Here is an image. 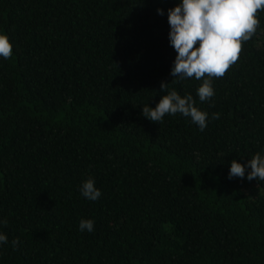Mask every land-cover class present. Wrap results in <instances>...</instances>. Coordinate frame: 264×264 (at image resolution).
I'll use <instances>...</instances> for the list:
<instances>
[{
  "label": "trees",
  "instance_id": "16d2710c",
  "mask_svg": "<svg viewBox=\"0 0 264 264\" xmlns=\"http://www.w3.org/2000/svg\"><path fill=\"white\" fill-rule=\"evenodd\" d=\"M181 2L0 0V264H264V181L247 179L264 156V9L201 102L203 79L171 82ZM162 82L208 114L204 131L142 115Z\"/></svg>",
  "mask_w": 264,
  "mask_h": 264
},
{
  "label": "clouds",
  "instance_id": "9594fccd",
  "mask_svg": "<svg viewBox=\"0 0 264 264\" xmlns=\"http://www.w3.org/2000/svg\"><path fill=\"white\" fill-rule=\"evenodd\" d=\"M262 9L264 0H182L180 4L169 9V40L177 52L171 70L174 77L171 82L192 77L203 79L197 90L199 100L204 102L213 97L212 78L223 77L237 62L243 43L251 39L260 24L257 13ZM157 12L163 15L162 9H157ZM11 55L12 44L9 38L0 34V57L8 59ZM168 85L161 83V90L167 94L155 108L144 105L142 115L152 122L159 123L166 114L180 113L184 117H190L192 122L204 131L208 114L195 106L191 95L181 97L177 91H169ZM212 118L218 119L219 113H214ZM248 166L251 168L247 176L249 181H264V156L256 153L248 161ZM244 175L245 166L233 159L229 178H243ZM80 192L90 201L99 199L102 194L91 178L82 183ZM3 223L6 224L7 221ZM79 228L81 231L86 229L92 232L94 222L81 220ZM0 243H8L5 234L0 233ZM19 244V239L12 241L14 249Z\"/></svg>",
  "mask_w": 264,
  "mask_h": 264
}]
</instances>
